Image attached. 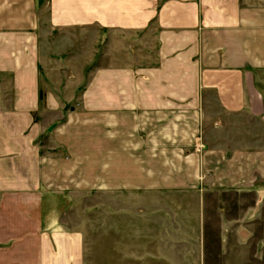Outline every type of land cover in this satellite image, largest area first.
Listing matches in <instances>:
<instances>
[{
    "label": "crops",
    "instance_id": "crops-1",
    "mask_svg": "<svg viewBox=\"0 0 264 264\" xmlns=\"http://www.w3.org/2000/svg\"><path fill=\"white\" fill-rule=\"evenodd\" d=\"M91 32L118 60L60 120L43 70ZM92 193L130 199L95 205L94 252L247 251L264 208V0H0V264H86L76 202Z\"/></svg>",
    "mask_w": 264,
    "mask_h": 264
},
{
    "label": "rangeland",
    "instance_id": "rangeland-1",
    "mask_svg": "<svg viewBox=\"0 0 264 264\" xmlns=\"http://www.w3.org/2000/svg\"><path fill=\"white\" fill-rule=\"evenodd\" d=\"M85 36V47L82 49L79 59L71 60L70 62L64 59L59 62L53 61L46 65L43 70V87H54L63 104L62 112L60 117H58L60 120L64 119L69 109L80 104L81 93L86 85L89 84L95 69L111 65L113 61L118 60L106 48V43L103 40L96 41L93 32ZM46 115L48 120L54 118L52 114ZM101 199H103V203L107 204V207L112 205L115 209L130 200L124 195L100 198L92 193L80 196V201L76 202L77 207L81 208V211L82 208H87V246L90 252H86V264H98V261L101 264H143L144 259L146 260L149 255L150 264H195L196 252H94L95 205H98ZM217 199L218 201H224V199L228 201L237 200L235 197L233 199L231 194H219ZM253 199L247 197L248 206L253 202ZM106 210L107 215L112 212L110 208ZM114 215L117 216L116 213ZM248 230L250 239L246 252H207L209 255L208 260L217 264H264V208L262 225L249 224ZM260 237H262L263 252H254L256 243L254 238L259 239ZM151 243L153 244L154 242L152 241ZM231 243L232 245L236 244L233 239ZM104 245H110V242L106 241Z\"/></svg>",
    "mask_w": 264,
    "mask_h": 264
}]
</instances>
